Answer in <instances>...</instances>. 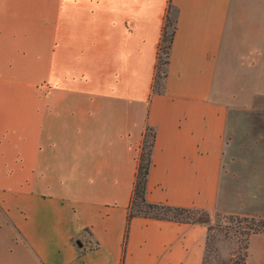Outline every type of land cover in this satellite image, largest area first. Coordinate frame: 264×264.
Segmentation results:
<instances>
[{
    "label": "crops",
    "instance_id": "0c3cea01",
    "mask_svg": "<svg viewBox=\"0 0 264 264\" xmlns=\"http://www.w3.org/2000/svg\"><path fill=\"white\" fill-rule=\"evenodd\" d=\"M167 14L176 28L156 92ZM262 98L264 0H0V227L30 264H120L146 126L147 201L248 214L222 187L228 133L251 121L259 150ZM206 235L133 217L122 264H201ZM247 249L246 264H264V233Z\"/></svg>",
    "mask_w": 264,
    "mask_h": 264
},
{
    "label": "rangeland",
    "instance_id": "374dc122",
    "mask_svg": "<svg viewBox=\"0 0 264 264\" xmlns=\"http://www.w3.org/2000/svg\"><path fill=\"white\" fill-rule=\"evenodd\" d=\"M261 108L264 111V98H262ZM262 124H264V121H262ZM262 130H264L263 127ZM228 139L232 150L230 153L231 159L225 167V171L232 174V179H228L222 187L229 194H243L248 214L209 212L205 210L209 216L208 223L205 224L207 226L206 237L209 244L216 249L217 255L224 259L237 252L243 254L246 251L248 253V249L244 248L245 235L241 231L242 223L238 221L237 217L255 216L264 218V184L249 182L250 177L256 171H261L264 175V168H260L264 163V134H262L259 142V150L256 149V151H253L254 138L251 121L236 123L234 128L229 131ZM243 162L246 165L241 167ZM240 174H243V177L238 178ZM1 227L0 264H30L27 256L19 250L18 237L13 232ZM211 259L214 260V258Z\"/></svg>",
    "mask_w": 264,
    "mask_h": 264
},
{
    "label": "trees",
    "instance_id": "16d2710c",
    "mask_svg": "<svg viewBox=\"0 0 264 264\" xmlns=\"http://www.w3.org/2000/svg\"><path fill=\"white\" fill-rule=\"evenodd\" d=\"M170 8L168 9V12ZM175 18L169 14L166 15L163 25L161 40L158 46L156 69L154 74L153 91H159L166 77V66L172 40L175 33ZM155 141V131L151 126H146L142 133L138 154L136 157V168L130 202L127 207L126 225L122 241V257L125 253V244L128 237L129 223L133 217L142 216L156 219H168L183 223H201L207 224L209 220L208 213L195 207L173 206L167 203L149 202L146 199V188L148 180V171L152 163V148ZM242 223V232L245 235L244 248L247 249L248 238L253 233H264V218L255 216L237 217ZM246 251L241 254L237 252L224 259L217 255L216 249L209 244L206 237L204 254L201 264H246ZM211 258H214L212 261Z\"/></svg>",
    "mask_w": 264,
    "mask_h": 264
},
{
    "label": "water",
    "instance_id": "95a60500",
    "mask_svg": "<svg viewBox=\"0 0 264 264\" xmlns=\"http://www.w3.org/2000/svg\"><path fill=\"white\" fill-rule=\"evenodd\" d=\"M77 243L80 244V241L78 240Z\"/></svg>",
    "mask_w": 264,
    "mask_h": 264
}]
</instances>
